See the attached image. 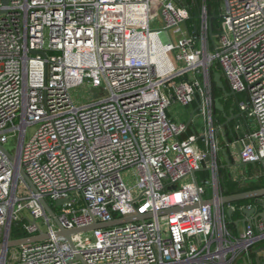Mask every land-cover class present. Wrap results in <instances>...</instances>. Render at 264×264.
<instances>
[{"label":"built area","instance_id":"built-area-1","mask_svg":"<svg viewBox=\"0 0 264 264\" xmlns=\"http://www.w3.org/2000/svg\"><path fill=\"white\" fill-rule=\"evenodd\" d=\"M5 1L0 145L14 160L0 151V244L14 225L50 239L0 251V264H236L264 243V221L245 214L253 205L239 208L243 229L229 226L238 208L222 203L213 84L222 74L254 122L235 145L239 164L259 166L264 180V0H217L219 15L211 0ZM80 88L97 97L77 105ZM174 103L198 104L203 136L170 118ZM207 156L212 175L199 180ZM42 199L68 231L152 217L68 241Z\"/></svg>","mask_w":264,"mask_h":264},{"label":"crops","instance_id":"crops-1","mask_svg":"<svg viewBox=\"0 0 264 264\" xmlns=\"http://www.w3.org/2000/svg\"><path fill=\"white\" fill-rule=\"evenodd\" d=\"M198 15V13H197ZM198 17V16H197ZM215 21V20H214ZM194 23L191 24V26ZM198 24V21L197 23ZM216 84V83H215ZM217 86V85H216ZM228 87V86H227ZM218 88V87H217ZM220 90V89H219ZM229 92V88L227 89ZM222 92V91H221ZM223 98L221 101V105L224 107V112H220L216 109L217 112H215V139L220 147V153H219V165H220V185L223 190V194L225 191V188L222 185V180H223V170L227 169V161L224 155V152H227L230 155L231 162L234 165H240L238 162V149L235 145V141L239 138V136H244L245 134L249 133L255 128L254 122L250 120L246 114L242 113L241 110L239 109L237 105V100L240 99V96L237 97H231L228 98L222 94L219 96L218 99ZM197 104V103H194ZM191 105L190 107H187L189 109V112H192L193 115L190 120L187 121V118L185 117H173L172 115V108L177 107L178 105L176 103L173 104L171 109L169 110V116L172 120L179 121L182 123H186L189 125L188 133L193 134L196 132L199 134V136H203V134L208 130L206 118L201 116L199 114V106L197 104V107ZM235 109V110H234ZM234 116V117H233ZM227 118H230V126L229 128L228 125H226ZM201 120V121H200ZM238 127V131L236 128ZM234 144V145H233ZM201 147L205 149V146L201 144ZM259 167V166H258ZM229 171L230 178L233 179H238V178H244L245 182L249 180V183H257L260 181V179H263V173H257V174H250V176H247L245 170L243 168H233V169H227ZM261 170V168H260ZM208 172L209 176L204 179H209L211 178V171L208 170H201L199 173H197V177L199 180H203V178L199 175L201 172ZM246 183V184H249ZM225 195V194H224ZM261 200L257 201L256 204L254 205L256 208V213L253 214V218L256 217L259 213L263 212V208L259 209L260 207H263V204H261ZM260 206V207H258ZM233 215V214H232ZM259 220L264 221L262 218H259ZM231 218L229 217V226L232 230L238 231V229H243L244 225L240 224L239 226L231 225ZM232 226V227H231ZM236 264H264V243H260L256 245L251 252L248 255H243L241 258H239L236 262Z\"/></svg>","mask_w":264,"mask_h":264},{"label":"water","instance_id":"water-1","mask_svg":"<svg viewBox=\"0 0 264 264\" xmlns=\"http://www.w3.org/2000/svg\"><path fill=\"white\" fill-rule=\"evenodd\" d=\"M8 1L9 0H6L5 4H8ZM217 19H218V16H213L211 18V21H214V20H217ZM212 26H213V23H211V30H212ZM214 82L216 83L218 89H220L224 93V95L226 97H228V98L237 97L236 93L231 92V91L229 92L227 90V87H226V84H225V82L223 80L222 74L216 73L215 76H214ZM222 100H223V98L217 99L216 102H215L216 109L218 111H220V112H224V107L221 105V101ZM229 122H230V118H227L226 125H228L229 128H231ZM0 151L5 156H7L10 160H14V157L4 147H2L1 145H0ZM224 155H225L226 161L228 163V165L226 167L227 169H233V168H235V169L236 168H244V169L246 168L247 169L250 166L249 164H246V163H242L240 165H234L231 162L230 155L227 152H224ZM208 161H210V156H207L206 160L202 163V170H206L207 169L206 163ZM245 172H246L247 176H250L248 170H246ZM20 174L26 180V182L30 185L32 190L34 192H37L36 188L32 185L30 179L28 178L27 174L25 173V171L23 169L20 170ZM196 174L197 173H194V177H196ZM249 182L250 181L247 180V182H245V183H249ZM261 198H264V188L263 189H259V190H255V191L241 193V194L225 196V197L222 198V203L224 205H227V204H234V203H237V202H242V201H247V200L261 199ZM41 203H42L43 207L45 208L46 212L48 213V215L51 218L54 219L55 223L59 227V232L56 233V236L57 237H64L68 241H71V237L73 235H76V234L88 233V232H92V231H95V230H98V229H105V228H108V227L118 226V225H122V224H126V223L136 222V221H143V220H145L147 218H151L152 217L150 215H146V216L137 215V216L130 217V218H121V219L114 220V221H111V222H108V223H99V224L97 223V224H94V225H92L90 227H87V228H81V229H75V230L68 231V230L64 229L61 226V224L59 223L55 212L53 211L51 206L48 204V202L45 199H42ZM62 204H63V201H59L58 202V205H62ZM202 205H212V204H211V202L203 201ZM177 211H179V209L162 211V212H160L158 214V216L163 217V216L171 215V214H173V213H175ZM255 213H256V209L255 208L245 211L246 216L249 218V220H248L249 222H251V221L257 222V220L259 218H262L264 220V210H263L262 213H259L256 217H254L253 220H252L251 217ZM232 214H233V210L229 209L228 210V215H229L230 218H232ZM239 223L240 222H234V224L236 226L239 225ZM242 223L244 225H246L247 220H243ZM48 239H50V235L44 234V233H40L38 236H35V237L24 238V239H19V240H11V241H8L6 243L0 244V251H5L6 249H14V248H18V247L23 246V245H28V244H32V243L42 242V241H45V240H48Z\"/></svg>","mask_w":264,"mask_h":264},{"label":"trees","instance_id":"trees-1","mask_svg":"<svg viewBox=\"0 0 264 264\" xmlns=\"http://www.w3.org/2000/svg\"><path fill=\"white\" fill-rule=\"evenodd\" d=\"M209 9H210L211 15H214L215 11H216L217 15H219V13H220L218 6H216L212 3H209ZM192 16H193V21L190 24H192V23L196 24L198 21V18H197V10L195 8L192 10ZM213 24H214V27L216 28L219 25V20H215L213 22ZM213 84H214L215 97L219 98V96L222 94V92H221V90H219L217 88L214 81H213ZM226 87H227V85H226ZM227 89H228V87H227ZM194 106L196 108L197 104H194ZM215 112H217V111L215 110ZM222 174H223L222 185L225 188V191H224L225 196L241 194V193L255 191V190H259V189L264 188V180L263 179L262 180L260 179V181L257 183L253 182V183H249V184H240L239 182H235L230 178L229 171L227 169H224ZM199 175L204 179V178H207L209 176V173L205 171V172H201ZM261 199H264V198H261ZM258 200L259 199H253V200H247V201L234 203L233 205L236 206L238 209L232 215L231 225H234V222H236L237 220H239L242 217L241 212L239 211L240 207L249 206V205L254 206ZM258 207H260V206H258ZM262 208L263 207H260L259 209H262ZM27 236H28V234L21 231V229L18 225H14L13 230H12V234H11V238L13 240L23 239Z\"/></svg>","mask_w":264,"mask_h":264},{"label":"rangeland","instance_id":"rangeland-1","mask_svg":"<svg viewBox=\"0 0 264 264\" xmlns=\"http://www.w3.org/2000/svg\"><path fill=\"white\" fill-rule=\"evenodd\" d=\"M189 3L191 2V0H188ZM212 4L216 5L219 7V2L217 0H211ZM153 28L155 29L156 26L154 25ZM93 90L89 89V88H80L78 90H75L73 92V96L74 99L76 101V104H86L88 103L89 100L97 97L96 94L92 93ZM172 115L173 117H185L187 118V121L191 119L193 113L189 112V109L187 108H183L180 106H177L175 108H172ZM201 121V120H200ZM34 128H30L28 131V138H30L31 134L33 133ZM8 150H10V152H14V150L16 149V141L13 140L11 141L8 146H7ZM237 169V168H236ZM244 169V168H243ZM245 171L248 170L249 174H259L261 172L260 167L256 166V165H250L247 169H244ZM58 211V210H57ZM13 251V250H11Z\"/></svg>","mask_w":264,"mask_h":264},{"label":"bare ground","instance_id":"bare-ground-1","mask_svg":"<svg viewBox=\"0 0 264 264\" xmlns=\"http://www.w3.org/2000/svg\"><path fill=\"white\" fill-rule=\"evenodd\" d=\"M155 43V37L152 39V44H154ZM156 61H158V60H156ZM167 66V64H162V66H161V68L163 69V68H165V67Z\"/></svg>","mask_w":264,"mask_h":264}]
</instances>
